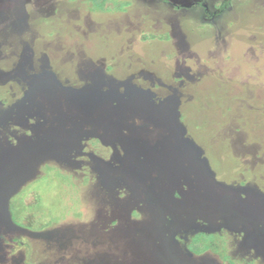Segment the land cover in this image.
I'll return each instance as SVG.
<instances>
[{"label":"rangeland","instance_id":"obj_1","mask_svg":"<svg viewBox=\"0 0 264 264\" xmlns=\"http://www.w3.org/2000/svg\"><path fill=\"white\" fill-rule=\"evenodd\" d=\"M127 1L0 0V264H264V0Z\"/></svg>","mask_w":264,"mask_h":264},{"label":"trees","instance_id":"obj_2","mask_svg":"<svg viewBox=\"0 0 264 264\" xmlns=\"http://www.w3.org/2000/svg\"><path fill=\"white\" fill-rule=\"evenodd\" d=\"M97 4L100 5L101 7H107V9L109 11H113L115 9L117 10H125L127 7L131 6V2L127 1V0H119V1H115L114 0H96ZM229 3H225L224 4V7L227 6ZM196 8V5L195 6H191V9L190 10H194ZM223 9V7H222ZM158 36L156 35H150V36H144V39H156ZM167 38V40H169V36L168 37H165ZM160 39V38H159ZM211 95V93H210ZM213 97V96H212ZM216 99V97H213ZM218 98V97H217ZM221 100H226V102H221ZM233 100V97L232 98H225L223 96L219 97V99L217 100V103L218 101H220V103H218V105L216 106V111L217 112V116L220 115V118H228V112H227V109L229 108L230 111L236 107V105H234V103H231V101ZM215 103V101L213 102V104ZM231 103V104H229ZM216 104V103H215ZM226 106V107H225ZM244 113H247L249 115V117L251 116H254L256 115V112L253 111V110H250L249 109H245V112ZM243 113V114H244ZM242 114V113H240ZM239 119V118H238ZM246 124L250 125L249 122H247ZM246 127V126H245ZM250 127H254L253 124L250 125ZM41 196L40 194L37 192V191H32L30 193H28L24 198H23V203L26 207H35L37 206L38 204L41 203ZM35 222V218L33 215H27L26 217H24L23 219V222H22V226H26L28 228H32V225L34 224ZM201 236L203 235H200V237L198 236L197 239H196V245L199 246V250H197L196 252H201L200 248L203 247V244L201 243ZM212 236L209 237V239L211 238ZM23 244H25V246L28 248L29 245H27V243L24 242V240H17V245L20 247L22 246ZM194 244V245H195ZM205 248H207L205 246ZM225 264H234L233 262L229 261V260H226L225 261Z\"/></svg>","mask_w":264,"mask_h":264}]
</instances>
